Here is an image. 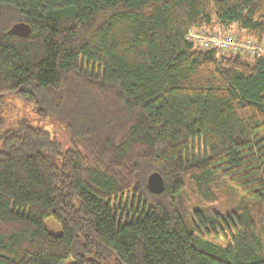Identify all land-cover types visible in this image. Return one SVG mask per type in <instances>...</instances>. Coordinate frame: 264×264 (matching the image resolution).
Listing matches in <instances>:
<instances>
[{"label": "trees", "instance_id": "trees-1", "mask_svg": "<svg viewBox=\"0 0 264 264\" xmlns=\"http://www.w3.org/2000/svg\"><path fill=\"white\" fill-rule=\"evenodd\" d=\"M231 24L264 0H0V107L69 137L0 111V264H264V47L189 38Z\"/></svg>", "mask_w": 264, "mask_h": 264}, {"label": "rangeland", "instance_id": "rangeland-1", "mask_svg": "<svg viewBox=\"0 0 264 264\" xmlns=\"http://www.w3.org/2000/svg\"><path fill=\"white\" fill-rule=\"evenodd\" d=\"M192 34L198 35L199 38L207 37L206 35H214L218 37H228L230 36L232 39L237 41H250L253 44H256L255 38L253 36L247 35L244 31L240 30L236 24H231L226 27H221L216 25L212 28H194ZM194 38V37H193ZM195 41V39H193ZM264 47V46H262ZM261 47V48H262ZM3 104L0 107L1 116H3L8 122H16L19 119L27 120L30 124L34 126L41 127L49 132L53 133L54 136L60 141L64 149L69 148V137L66 128L62 123L57 121L52 117L41 118L36 112L35 107L17 97L15 95H7L2 99ZM231 175V173L229 174ZM227 175V176H229ZM123 200L124 198H117L116 200L112 201V204L118 205V203ZM120 211V210H119ZM118 216L123 220L124 217L127 216V212L121 213L119 212ZM44 226L45 228L52 234H60L61 228L58 223L52 218L48 217L44 219ZM71 259L65 260L62 264H71Z\"/></svg>", "mask_w": 264, "mask_h": 264}, {"label": "built area", "instance_id": "built-area-1", "mask_svg": "<svg viewBox=\"0 0 264 264\" xmlns=\"http://www.w3.org/2000/svg\"><path fill=\"white\" fill-rule=\"evenodd\" d=\"M192 31L189 33L190 39H195L202 48H219L221 50H227L230 48H236L241 46L244 49L250 50L252 53L260 52L262 48L258 47L256 44H253L250 41H237L232 39L230 36L228 37H218L214 35H206L207 37L199 38L198 35L192 34ZM194 37V38H193ZM242 42V43H241Z\"/></svg>", "mask_w": 264, "mask_h": 264}, {"label": "water", "instance_id": "water-1", "mask_svg": "<svg viewBox=\"0 0 264 264\" xmlns=\"http://www.w3.org/2000/svg\"><path fill=\"white\" fill-rule=\"evenodd\" d=\"M30 31L31 29L28 24L24 22H17L9 28L8 33L18 36H27ZM147 187L150 192L160 194L164 189V181L161 175L157 172L151 173L147 178Z\"/></svg>", "mask_w": 264, "mask_h": 264}]
</instances>
